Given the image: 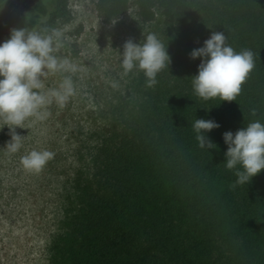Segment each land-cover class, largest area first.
Masks as SVG:
<instances>
[{
	"label": "trees",
	"instance_id": "1",
	"mask_svg": "<svg viewBox=\"0 0 264 264\" xmlns=\"http://www.w3.org/2000/svg\"><path fill=\"white\" fill-rule=\"evenodd\" d=\"M135 1L143 22L159 12L177 30L178 61L166 63L151 87L137 84L135 106L118 110L107 126L99 164L79 181L49 264H264V169L235 183L222 139L248 122L264 124V0ZM130 5L97 0L96 10L110 23ZM34 9L47 25L70 17L68 0H55L52 9L36 2ZM217 31L235 51L253 54L233 101L202 99L191 85L200 57L188 53ZM196 118L219 124L204 133L213 148L198 145Z\"/></svg>",
	"mask_w": 264,
	"mask_h": 264
},
{
	"label": "rangeland",
	"instance_id": "2",
	"mask_svg": "<svg viewBox=\"0 0 264 264\" xmlns=\"http://www.w3.org/2000/svg\"><path fill=\"white\" fill-rule=\"evenodd\" d=\"M10 0L0 5V24L6 19ZM55 0H37L52 9ZM97 0H68L70 17L47 25L33 5L13 14L0 28V42L13 28L37 22L42 35L60 33L61 47L55 55L77 66L74 73L56 72L41 77V92L57 88L70 75L74 92L63 108L53 101L45 106L44 120L27 118L22 127L10 131L0 118V264H49L52 241L68 228L79 181H84L99 164L107 126L118 110L135 106L137 84H145L142 70L123 73L120 53L131 39L142 43L144 34L153 33L165 46L169 61L177 62L178 32L164 24L159 14L143 22L136 1L114 21L105 23L96 10ZM148 88L147 86L145 89ZM20 135V148L7 151L11 134ZM54 153L39 173L26 172L20 158L31 150Z\"/></svg>",
	"mask_w": 264,
	"mask_h": 264
},
{
	"label": "clouds",
	"instance_id": "3",
	"mask_svg": "<svg viewBox=\"0 0 264 264\" xmlns=\"http://www.w3.org/2000/svg\"><path fill=\"white\" fill-rule=\"evenodd\" d=\"M61 47L60 33L50 35L25 28H13L9 38L0 42V118L11 131L14 126L34 117L44 120L48 113L42 110L53 101L63 108L73 94L70 75L64 76L57 88L41 92V77L56 72L74 73L77 66L67 58L55 55ZM189 57H200L197 72L192 76V89L202 99L219 97L220 101H233L239 94L241 84L254 66L253 54L249 49L235 51L223 32H211L199 47L191 49ZM120 64L124 74L133 68L142 70L145 85L156 83V74L169 63L165 46L153 33L144 34L143 42L131 39L123 43ZM254 111V110H253ZM219 124L211 119L196 118L192 131L200 147L213 148V142L204 133ZM20 135L12 132L6 149L15 153L21 146ZM222 139L227 145L224 152V167L236 169L237 184L247 183L250 178L264 169V124L259 120L248 122L234 133L225 131ZM54 153L47 150H31L21 156L20 165L30 173H39ZM239 165V168H237Z\"/></svg>",
	"mask_w": 264,
	"mask_h": 264
},
{
	"label": "water",
	"instance_id": "4",
	"mask_svg": "<svg viewBox=\"0 0 264 264\" xmlns=\"http://www.w3.org/2000/svg\"><path fill=\"white\" fill-rule=\"evenodd\" d=\"M37 0H10L8 5L10 7V11L6 17V19L4 20V22H2L0 24V28H2L3 26H5V24L7 23V21L9 20V18L15 14L19 9L28 6V5H33L34 3H36Z\"/></svg>",
	"mask_w": 264,
	"mask_h": 264
}]
</instances>
